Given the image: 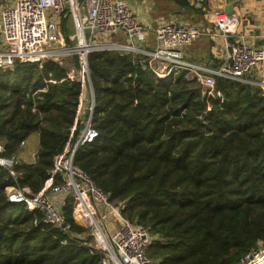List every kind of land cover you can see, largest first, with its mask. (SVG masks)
Wrapping results in <instances>:
<instances>
[{
    "label": "trees",
    "instance_id": "1",
    "mask_svg": "<svg viewBox=\"0 0 264 264\" xmlns=\"http://www.w3.org/2000/svg\"><path fill=\"white\" fill-rule=\"evenodd\" d=\"M171 1L202 15L191 0ZM140 59L119 50L88 54L98 136L78 147L75 163L159 237L147 254L160 264H236L264 244L263 88L216 76L209 95L186 71L165 84ZM80 93L59 61L0 69L1 156L19 155L35 133L40 142L33 162L15 166L17 181L0 165V264H103L102 253L7 195L11 185L42 189L71 137ZM64 211L75 234L89 231L73 217L72 196Z\"/></svg>",
    "mask_w": 264,
    "mask_h": 264
},
{
    "label": "built area",
    "instance_id": "2",
    "mask_svg": "<svg viewBox=\"0 0 264 264\" xmlns=\"http://www.w3.org/2000/svg\"><path fill=\"white\" fill-rule=\"evenodd\" d=\"M67 1L78 34L76 44H69L64 32L63 18L68 15L65 0H13L0 6V69H13L17 63H43L52 59L67 67L69 78L81 82L80 103L71 137L55 157L50 177L35 194L29 187L8 186V198L11 202H24L30 212L40 211L44 223L61 228L71 239H79L81 245L102 253L103 264H160L147 254L159 237L126 217L122 212L124 203L111 201L109 195L75 163L78 147L98 136L92 126L95 95L93 88L88 87V81H91L88 54L123 49L141 55L143 67L150 68L165 84L174 82L181 71H186V79L200 83L209 95L215 94L216 76H222L260 85L264 96V80L247 79L249 73L264 63V46H254L245 41L244 35L236 33L239 25L236 13H229L225 8L217 10L214 27L225 38L227 50L218 67H209L186 58V47L204 33L198 26L163 22L155 28L150 41L146 26L126 0ZM119 32L124 33L126 41H111V37ZM65 55L78 57L80 77L75 76L74 66L58 59ZM87 95L89 99L86 100ZM78 122L81 130L76 135ZM2 151L0 143V165L17 181L19 174L15 166L23 159L19 155L1 156ZM36 156L37 153L35 159ZM58 174L62 180L56 184L54 179ZM71 196L74 198L75 221L89 231L73 232V225L64 211ZM89 236H92L91 240ZM262 260L264 244L261 242L236 264H259Z\"/></svg>",
    "mask_w": 264,
    "mask_h": 264
},
{
    "label": "crops",
    "instance_id": "3",
    "mask_svg": "<svg viewBox=\"0 0 264 264\" xmlns=\"http://www.w3.org/2000/svg\"><path fill=\"white\" fill-rule=\"evenodd\" d=\"M9 1L13 0H0V6ZM66 1L67 0H65V5ZM126 1L131 4L139 20L146 26L150 35V41L153 39L155 28L163 22L173 21L181 25L200 27L204 33L190 46H187L185 50L186 58L195 63L209 67H218L222 63L227 50V48H225V38L220 34L219 30L214 27L213 21L217 10L226 9V5L230 1H234V13L237 14L239 20L236 33L244 35L245 41L254 46H264V0H194L195 7L201 8L202 11V15L192 14V16L199 17V22L196 23H191V21H189L190 19L188 20V16L191 17V15L184 12L183 9L178 7L171 0H169L171 3L168 2L169 5L165 4L162 0ZM159 5L162 9H166L169 14L165 15L166 11L161 15L155 12L156 7ZM167 8L169 10H167ZM66 17H68V15ZM110 40L114 42L126 41V37L124 33L119 32L111 37ZM230 40L234 41V38ZM153 41L151 43H153ZM141 46L143 48H148V45L141 44ZM247 77V79L253 81L264 80V63L256 67ZM24 145H26V142ZM19 156L21 157V154H19Z\"/></svg>",
    "mask_w": 264,
    "mask_h": 264
},
{
    "label": "rangeland",
    "instance_id": "4",
    "mask_svg": "<svg viewBox=\"0 0 264 264\" xmlns=\"http://www.w3.org/2000/svg\"><path fill=\"white\" fill-rule=\"evenodd\" d=\"M164 1L165 4L169 5V3H171L169 0H162ZM173 5V4H172ZM66 7L68 9V17H64L63 18V23L66 24L67 26V31H68V35H69V38L71 39V41L76 44L78 43V34H77V30L74 26V21H73V16L69 10V4L68 2L66 1ZM169 8V7H168ZM167 8V10H169ZM184 10V9H183ZM164 11H166V9H162L160 7V5L158 7H156L155 9V12H157L158 14H162ZM171 11V10H170ZM169 11V12H170ZM174 11V10H172ZM184 12H187L191 15L188 16V20L191 21V23H196V22H199V17L198 16H192V14L190 13V11H187V10H184ZM169 14L167 11L165 13V15ZM196 15V14H194ZM119 50V49H117ZM119 51H123V52H127V51H124L123 49H120ZM59 60L61 59H64L65 61V64H70L71 66H74L75 68V72H76V75L75 76H78L80 77L82 71H81V65L77 62H76V59L75 57H71V56H61L58 58ZM89 99V95L86 96V100ZM39 147H40V142H39V137H38V134H33L26 142V145H24L22 148H21V151H20V154H21V157L24 161H27V162H33L34 161V154H36V152H38L39 150Z\"/></svg>",
    "mask_w": 264,
    "mask_h": 264
},
{
    "label": "water",
    "instance_id": "5",
    "mask_svg": "<svg viewBox=\"0 0 264 264\" xmlns=\"http://www.w3.org/2000/svg\"><path fill=\"white\" fill-rule=\"evenodd\" d=\"M233 5H234V1H230V2L226 5V11L229 12V13H233V12L235 11ZM177 24H179V23H177ZM136 65L139 66V63L137 62ZM90 78H91V77H90ZM88 87L93 88V85H92V82H91V81H90V82L88 81ZM63 226H64V225H63Z\"/></svg>",
    "mask_w": 264,
    "mask_h": 264
},
{
    "label": "bare ground",
    "instance_id": "6",
    "mask_svg": "<svg viewBox=\"0 0 264 264\" xmlns=\"http://www.w3.org/2000/svg\"><path fill=\"white\" fill-rule=\"evenodd\" d=\"M259 264H264V260L260 261V263H259Z\"/></svg>",
    "mask_w": 264,
    "mask_h": 264
}]
</instances>
